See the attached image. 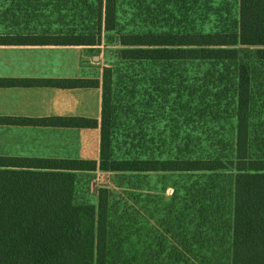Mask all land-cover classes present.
<instances>
[{
    "label": "trees",
    "instance_id": "1",
    "mask_svg": "<svg viewBox=\"0 0 264 264\" xmlns=\"http://www.w3.org/2000/svg\"><path fill=\"white\" fill-rule=\"evenodd\" d=\"M82 4L71 29L0 31V45H119L97 75L0 78L101 92L99 119L23 122L98 128V159L0 155V264H198L216 238L217 262L264 264V0ZM239 46L253 60L230 73ZM97 171L112 187L90 189ZM154 175L173 178L169 197Z\"/></svg>",
    "mask_w": 264,
    "mask_h": 264
},
{
    "label": "crops",
    "instance_id": "2",
    "mask_svg": "<svg viewBox=\"0 0 264 264\" xmlns=\"http://www.w3.org/2000/svg\"><path fill=\"white\" fill-rule=\"evenodd\" d=\"M83 45H0V78H71L88 75V48ZM94 60V59H93ZM100 88L0 87V117L20 118V124H0V155L98 159L99 129L35 125L26 119L88 117L99 119ZM96 135L92 158L54 155L58 133ZM20 139L19 150L8 139Z\"/></svg>",
    "mask_w": 264,
    "mask_h": 264
},
{
    "label": "rangeland",
    "instance_id": "3",
    "mask_svg": "<svg viewBox=\"0 0 264 264\" xmlns=\"http://www.w3.org/2000/svg\"><path fill=\"white\" fill-rule=\"evenodd\" d=\"M83 0H0V31L12 30L17 25L31 26L39 29L45 27H60L62 29H71L76 26L79 19H76L71 11L72 8L80 9ZM119 48L117 42V35L115 33L103 32L101 35V43L98 46L88 48V63L90 67L84 69L88 75H97L108 60L113 58L114 53ZM239 54L236 62L229 63L224 70L230 68V73L233 72V65L241 61L252 62L254 50L250 47L239 46ZM95 58V59H94ZM94 59V60H93ZM58 133L57 141H59L54 155L62 156H82L85 158H92L96 153V135L90 131L84 134H74L72 136ZM20 139H8V148L19 150L18 141ZM167 176V175H166ZM114 180V175L110 172L97 171L90 177V189L94 192L100 186H111ZM168 184L165 196L169 197L172 192L173 178L169 176L162 177L161 175H154L148 179L150 186H162V183ZM218 238L211 240L212 247L205 251L204 254L195 256L198 264H225L224 260L217 262L218 254H212L216 249H223L217 243ZM213 255V256H212Z\"/></svg>",
    "mask_w": 264,
    "mask_h": 264
},
{
    "label": "water",
    "instance_id": "4",
    "mask_svg": "<svg viewBox=\"0 0 264 264\" xmlns=\"http://www.w3.org/2000/svg\"><path fill=\"white\" fill-rule=\"evenodd\" d=\"M95 59V58H94Z\"/></svg>",
    "mask_w": 264,
    "mask_h": 264
}]
</instances>
